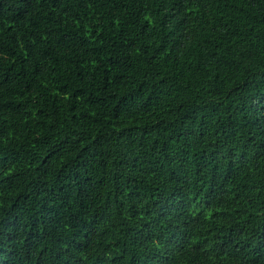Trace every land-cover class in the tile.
Here are the masks:
<instances>
[{
    "label": "trees",
    "instance_id": "obj_1",
    "mask_svg": "<svg viewBox=\"0 0 264 264\" xmlns=\"http://www.w3.org/2000/svg\"><path fill=\"white\" fill-rule=\"evenodd\" d=\"M0 264H264V0H0Z\"/></svg>",
    "mask_w": 264,
    "mask_h": 264
}]
</instances>
